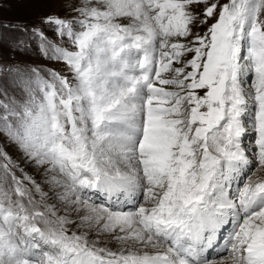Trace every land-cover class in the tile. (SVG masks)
<instances>
[{"label":"snow or ice","instance_id":"6c2138e0","mask_svg":"<svg viewBox=\"0 0 264 264\" xmlns=\"http://www.w3.org/2000/svg\"><path fill=\"white\" fill-rule=\"evenodd\" d=\"M260 173L264 0H0V264H264Z\"/></svg>","mask_w":264,"mask_h":264},{"label":"rangeland","instance_id":"374dc122","mask_svg":"<svg viewBox=\"0 0 264 264\" xmlns=\"http://www.w3.org/2000/svg\"><path fill=\"white\" fill-rule=\"evenodd\" d=\"M59 10L58 5L49 6L44 3H11L10 6L6 7L3 12V18L8 20H24V21H34L37 19L38 16L45 14L50 11H57ZM61 14H63L61 12ZM7 52V50H5ZM10 55V54H9ZM8 151L15 155L14 150L8 149ZM261 175H264V173H260ZM45 190L47 191V188L45 187ZM102 199L101 197L97 196V200Z\"/></svg>","mask_w":264,"mask_h":264},{"label":"bare ground","instance_id":"6f19581e","mask_svg":"<svg viewBox=\"0 0 264 264\" xmlns=\"http://www.w3.org/2000/svg\"><path fill=\"white\" fill-rule=\"evenodd\" d=\"M51 202V201H50ZM130 207V206H129Z\"/></svg>","mask_w":264,"mask_h":264}]
</instances>
